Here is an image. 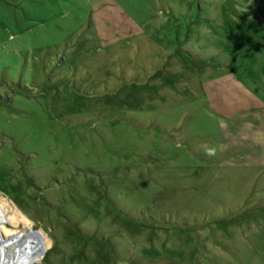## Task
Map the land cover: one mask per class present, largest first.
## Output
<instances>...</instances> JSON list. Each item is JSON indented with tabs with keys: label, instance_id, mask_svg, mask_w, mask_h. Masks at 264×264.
I'll list each match as a JSON object with an SVG mask.
<instances>
[{
	"label": "rangeland",
	"instance_id": "rangeland-1",
	"mask_svg": "<svg viewBox=\"0 0 264 264\" xmlns=\"http://www.w3.org/2000/svg\"><path fill=\"white\" fill-rule=\"evenodd\" d=\"M260 18L264 0H0V264H264V161L232 146L219 85L248 87Z\"/></svg>",
	"mask_w": 264,
	"mask_h": 264
},
{
	"label": "crops",
	"instance_id": "crops-1",
	"mask_svg": "<svg viewBox=\"0 0 264 264\" xmlns=\"http://www.w3.org/2000/svg\"><path fill=\"white\" fill-rule=\"evenodd\" d=\"M200 8L202 10L205 9V7ZM260 19H262L261 22L264 24V19ZM261 45L263 46L259 45L255 48L254 63L252 64L254 74L251 75L252 77H246L244 79L248 87H245L244 84H238L235 74H228L219 84L223 86L221 89L225 90L227 99L232 101V104L238 108L236 113L231 111L232 114L230 116L233 120L232 146L234 147L235 142H238V140L245 141L243 143H247L246 146H248V150L250 151L247 153L244 150L243 152L247 153L248 156L261 157V159H259L260 162L264 161V42H261ZM241 46L242 47L237 48V51L242 53V57H246L245 54L246 52L249 53L251 46L248 44ZM233 53L235 52L233 51ZM230 54L231 62L237 63L235 60L240 59L239 56L237 55L235 58V56L232 57V53ZM231 62L228 60L229 64ZM253 90L256 91L258 96H256ZM245 96L247 98L254 96L256 99H251L252 102L249 104L241 100V98ZM244 100L246 101V99ZM241 108L244 109L241 110ZM250 117L255 121L251 120ZM238 126H240L239 135L234 131ZM252 150L253 152H251ZM255 150L257 151L255 152Z\"/></svg>",
	"mask_w": 264,
	"mask_h": 264
},
{
	"label": "trees",
	"instance_id": "trees-1",
	"mask_svg": "<svg viewBox=\"0 0 264 264\" xmlns=\"http://www.w3.org/2000/svg\"><path fill=\"white\" fill-rule=\"evenodd\" d=\"M201 9V8H200ZM202 10V9H201Z\"/></svg>",
	"mask_w": 264,
	"mask_h": 264
}]
</instances>
